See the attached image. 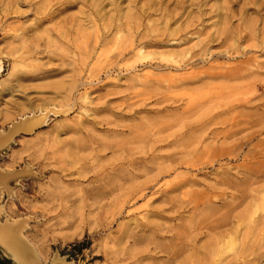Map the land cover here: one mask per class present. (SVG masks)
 Masks as SVG:
<instances>
[{
  "label": "rangeland",
  "instance_id": "rangeland-1",
  "mask_svg": "<svg viewBox=\"0 0 264 264\" xmlns=\"http://www.w3.org/2000/svg\"><path fill=\"white\" fill-rule=\"evenodd\" d=\"M0 65V131L45 116L0 148L43 262L264 264V0H0Z\"/></svg>",
  "mask_w": 264,
  "mask_h": 264
},
{
  "label": "bare ground",
  "instance_id": "bare-ground-1",
  "mask_svg": "<svg viewBox=\"0 0 264 264\" xmlns=\"http://www.w3.org/2000/svg\"><path fill=\"white\" fill-rule=\"evenodd\" d=\"M1 70H2V66L0 65V72H1ZM43 104H44V102H43ZM44 121H45V116L40 115V113L39 114L33 113L31 115L24 116V117L22 116L21 118H19V120H15L14 122H12V124L9 125V128L7 131H5V132L0 131V148L5 146L6 144H8L9 141L17 133L31 132L37 126H40V124H42ZM164 171H165V168L162 167L161 171L159 173H163ZM136 173H138V172H136ZM10 175L11 174H9V175L4 174L3 172L0 171V189L2 186H4V187L6 186V182L8 181ZM143 175H145V174H143ZM156 179H157L156 176H151V177H148V179L145 180L141 184L131 185L130 187L127 188V190L126 189L123 190V188H124L123 187L122 190L125 191L124 192L125 195L123 196V199L133 201L139 197H145L147 195V189L154 186V182L157 181ZM4 212H5V208L2 204H0V217ZM8 219H5L4 221H2L0 219V246L2 247L3 252L7 256H9L14 262H17L18 264H74V263H71L70 261H67L64 257H62L59 254H54V256H52L48 262H43L39 258V256L37 255V253L33 247L32 242H30V240H28V238L24 234V232L26 230V221L21 220V219L20 220H16V219L8 220ZM176 252H178V251H173L170 254V256H172V257L174 256V258H175ZM135 255H136V253H135ZM138 259H140V258H138ZM138 259H136V260H138ZM171 261H173V258ZM148 264H150V263H148Z\"/></svg>",
  "mask_w": 264,
  "mask_h": 264
},
{
  "label": "crops",
  "instance_id": "crops-1",
  "mask_svg": "<svg viewBox=\"0 0 264 264\" xmlns=\"http://www.w3.org/2000/svg\"><path fill=\"white\" fill-rule=\"evenodd\" d=\"M0 258L3 260H7L10 264H18L17 262H14L9 256H7L6 254L2 253V251L0 250Z\"/></svg>",
  "mask_w": 264,
  "mask_h": 264
},
{
  "label": "trees",
  "instance_id": "trees-1",
  "mask_svg": "<svg viewBox=\"0 0 264 264\" xmlns=\"http://www.w3.org/2000/svg\"><path fill=\"white\" fill-rule=\"evenodd\" d=\"M0 264H10L7 260H3L0 258Z\"/></svg>",
  "mask_w": 264,
  "mask_h": 264
}]
</instances>
